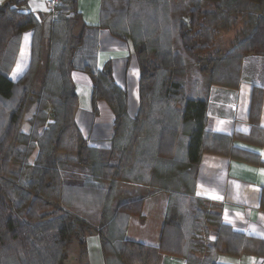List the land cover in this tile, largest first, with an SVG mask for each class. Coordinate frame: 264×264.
<instances>
[{"label":"trees","instance_id":"1","mask_svg":"<svg viewBox=\"0 0 264 264\" xmlns=\"http://www.w3.org/2000/svg\"><path fill=\"white\" fill-rule=\"evenodd\" d=\"M28 1L8 0L0 4V264H64L72 243L76 241L85 253L86 239L91 235L100 238L108 263L112 258L117 264H161L168 250L165 242L156 249H148L128 241V222L131 217H142L143 202L148 196L163 187L168 188L167 167L172 168L178 178L184 174V167L195 172L205 140L207 101L204 94L185 98L182 113H171L167 108L159 121V129L150 128L146 120L150 113H143L145 104L151 109L160 86L164 102L171 101V90L182 91V84L173 81L172 74L177 67L184 70V59L180 53L168 49L151 50L148 43L108 27L102 10V22L95 28L108 30L116 38L130 42L138 60L140 109L137 117L131 119L127 93L113 80L111 66L100 71L92 66L82 69L76 66L75 57L84 45L85 30L90 28L84 25V30L78 32L82 25L78 0H60L48 37L43 32V20L24 11ZM148 1L154 5L158 0ZM250 1L264 3V0ZM196 10L182 17L179 38L188 58H194L192 41L199 39L200 43L210 36L205 15L198 18ZM189 17L191 21L186 22ZM186 25H190V30L185 29ZM191 26L197 32L189 38ZM27 32L33 33L30 66L15 83L10 75L19 56L22 37ZM244 46L254 48L247 52L248 56H264V32L240 47ZM75 72L85 73L91 81L94 113L101 101L114 113L113 150L109 153L102 147L90 146L78 128ZM167 73L168 80L164 81ZM238 76L239 68L235 77L231 75L212 82L208 88L211 85L231 87ZM48 107L52 113H47ZM34 108L30 131L25 133V118ZM67 146L76 148L70 153L65 150ZM36 150L39 152L31 161ZM109 169L116 179L129 181L128 186L120 187L118 195H111V191L106 195L103 191L110 187L115 190L118 186L117 182L106 185ZM147 169L155 172L148 175ZM78 171H87L89 179L70 182ZM162 172L165 176L160 175ZM89 183L98 184V190ZM85 190L97 192L99 198L95 208L98 212L94 211L91 216H82L64 206L71 204V196L76 191ZM182 197L179 193L172 197L164 231L168 233V227L184 229L181 222L189 218L187 264L213 263L212 258L198 262L194 256L196 251L225 252L233 256L264 255V241L233 233L222 225L220 217L197 211L202 206L196 200H193L192 210L184 209L183 205H188ZM208 222L219 232L215 245L196 239L198 232L202 233V224ZM116 223L121 225L119 230L115 229Z\"/></svg>","mask_w":264,"mask_h":264},{"label":"crops","instance_id":"2","mask_svg":"<svg viewBox=\"0 0 264 264\" xmlns=\"http://www.w3.org/2000/svg\"><path fill=\"white\" fill-rule=\"evenodd\" d=\"M7 1L0 0V4ZM103 2L78 0L82 19L78 32L84 30V25L90 28L85 30L84 45L77 53L75 63L78 69L92 66L99 71L111 66L113 80L127 93L128 114L134 119L140 109L138 60L130 42L116 38L108 30L95 28L102 22ZM24 9L43 20V32L48 37L55 15L48 11L45 0H29ZM32 35L27 32L22 37L19 56L10 75L15 83L30 66ZM74 82L79 97L76 123L83 138L90 146L108 145L114 134V113L102 101L94 113L92 84L85 73L75 72ZM234 84L231 87L211 85L204 93L207 101L205 140L195 172L184 167V174L178 178L173 169L167 167L168 188L163 187L144 200L142 217L129 219L128 241L148 249H156L165 242L168 250L161 264H187L186 248L190 239L186 226L191 223L189 218L181 222L185 230L168 227V233L165 232L166 217L175 193L184 196L182 200L188 205L184 204V209L192 210L191 205L196 200L202 206L197 211L220 217L222 225L233 233L264 241V56L244 57ZM34 111L35 108L25 118V133L30 131L29 121ZM147 171L150 172L148 175L155 172L154 169ZM200 238L215 245L219 232L208 222L202 224V233L196 235L197 240ZM76 244L66 264H117L112 258L108 263L97 235L87 237L85 253ZM194 256L201 263L212 258V264H264V255L233 256L225 252L196 251Z\"/></svg>","mask_w":264,"mask_h":264},{"label":"rangeland","instance_id":"3","mask_svg":"<svg viewBox=\"0 0 264 264\" xmlns=\"http://www.w3.org/2000/svg\"><path fill=\"white\" fill-rule=\"evenodd\" d=\"M234 2L236 0H158L154 5H151L148 0H104L103 20L108 27L112 29L115 27L120 32L129 34V37L133 36L141 43H148L151 50L156 51L162 48L168 49L172 53H180L186 64L184 70L177 67L172 74V80L182 84L181 92L171 90L169 94L171 101L164 102L162 99L163 87L160 86L153 97V105L151 102V109L148 104H145L143 113L145 115L150 113L146 120L148 126L153 130L159 129V121L167 108L171 113H182L185 98L202 97L212 82L224 80L231 75L235 77L241 60L248 56V51L254 49L240 46L245 41L252 42L257 36L263 35L264 3L240 0L233 6ZM197 8L200 10H196ZM194 9L198 13V18L202 19L201 15H205L206 25L210 27V36L200 43L199 39L193 40L191 47L194 58H188L181 46L179 35L182 29V17L189 15ZM190 21L189 17L186 22ZM189 26L186 25L185 29L190 30ZM191 31L189 38L194 37L197 29L191 26ZM163 80H168V73L164 75ZM164 81L161 82L162 85ZM82 103L84 104V97H82ZM47 113H52L50 107H48ZM111 141L108 145L100 147L109 153L113 150ZM75 148V146H67L65 150L73 153ZM38 152L36 150L31 161L35 160ZM23 153L25 154V152ZM108 173L109 175L106 174L105 177L106 185L110 182H117L118 186L115 187V190L111 187L104 189L106 195L110 194L109 191H111V195H118L121 193L119 190L121 186L129 185V181L116 179L113 170L109 169ZM73 176L74 178H71L70 182L78 179L83 181V178L89 179L90 177L89 174L87 175V171H78ZM131 178L133 179L132 176ZM131 178L126 177V180H131ZM92 187L94 190H98V184L94 183ZM70 201V206H64L70 207L82 216H91L94 215V211L98 212L95 209L99 201L97 192L76 191ZM57 202L59 203V201ZM120 228L121 225L116 223L115 229L119 230ZM76 245V241H74L69 247L64 264L71 259Z\"/></svg>","mask_w":264,"mask_h":264},{"label":"built area","instance_id":"4","mask_svg":"<svg viewBox=\"0 0 264 264\" xmlns=\"http://www.w3.org/2000/svg\"><path fill=\"white\" fill-rule=\"evenodd\" d=\"M45 3L48 11L51 14L56 15L58 8L60 6V0H45Z\"/></svg>","mask_w":264,"mask_h":264}]
</instances>
